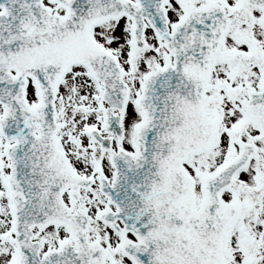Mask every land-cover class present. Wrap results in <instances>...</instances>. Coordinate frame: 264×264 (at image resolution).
Masks as SVG:
<instances>
[{
  "label": "snow or ice",
  "instance_id": "6c2138e0",
  "mask_svg": "<svg viewBox=\"0 0 264 264\" xmlns=\"http://www.w3.org/2000/svg\"><path fill=\"white\" fill-rule=\"evenodd\" d=\"M0 264H264V0H0Z\"/></svg>",
  "mask_w": 264,
  "mask_h": 264
}]
</instances>
